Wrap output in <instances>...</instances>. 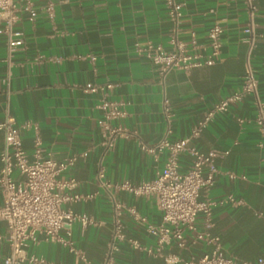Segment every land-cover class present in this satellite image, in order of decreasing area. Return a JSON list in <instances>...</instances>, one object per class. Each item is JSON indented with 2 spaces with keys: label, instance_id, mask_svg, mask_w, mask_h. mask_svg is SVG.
<instances>
[{
  "label": "crops",
  "instance_id": "obj_1",
  "mask_svg": "<svg viewBox=\"0 0 264 264\" xmlns=\"http://www.w3.org/2000/svg\"><path fill=\"white\" fill-rule=\"evenodd\" d=\"M45 1L33 0L32 14L20 11L12 30L21 43L10 56L4 24L0 23V121L7 107L14 126L20 128L22 146L29 157L35 136L40 139L41 155L57 160L75 156L61 176L75 178V192L97 193L64 203L93 219L86 226L74 223L71 231L73 245L82 250L85 260L41 232L35 242L28 241L26 252L43 257L47 264H99L106 252L113 215L108 193L96 178L99 163L104 165V178L110 183H137L155 177L165 153L157 157L147 154L139 141L152 144L162 138L172 141L186 137L214 102L238 88L246 53L240 40L246 15L239 0H183L178 37L189 41L193 32L196 42L206 43L207 31L217 21L223 27L221 51L213 64L174 68L162 78L144 48L148 41L165 49L171 47L173 23L164 0H51V16L43 8ZM255 3L260 26L252 63L258 93L264 101V0ZM87 82L96 84L97 89L84 90ZM102 99L121 101L124 110L120 118L111 121L121 126L122 133L108 149L103 144V126L98 122L103 116L98 106ZM254 113L253 96L247 94L215 114L189 140L201 151H228L215 159L214 183L208 195L217 201L231 194L242 203L213 205L211 231L220 236L224 253L238 261H255L264 254V148L257 144L261 136L256 125L237 120H250ZM2 144L0 130V149ZM178 162L185 169L190 157L181 154ZM229 172L236 176L230 177ZM115 196L124 207L133 206L150 222L160 221L152 194L121 189ZM200 219L198 215L199 228ZM121 221L126 237L155 243L125 208ZM5 232L6 223L0 219V264L8 253ZM185 234L192 239L190 231ZM208 250L209 246L200 241L187 248L172 242L165 246L164 254L188 258ZM113 264L181 261L168 262L122 241Z\"/></svg>",
  "mask_w": 264,
  "mask_h": 264
},
{
  "label": "built area",
  "instance_id": "obj_2",
  "mask_svg": "<svg viewBox=\"0 0 264 264\" xmlns=\"http://www.w3.org/2000/svg\"><path fill=\"white\" fill-rule=\"evenodd\" d=\"M239 1L246 15L240 37L241 42L246 46V53L238 88L214 102L205 111L203 118L191 127L186 137L172 141L162 138L152 144L139 141L141 149L147 154L157 157L160 152L165 153L163 166L156 172L153 179L137 183L127 180L110 183L104 178V165L99 163L96 178L99 186L108 193L113 214L106 252L99 264H113L114 253L122 241H127L134 249L162 256L168 262L180 260L181 264H264V254L255 261H238L234 256L226 255L220 236L211 231L213 205L224 202L242 203L241 199L234 198L231 194L217 201L212 200L208 195L214 183L215 159L228 151L215 149L201 151L189 143L192 137L197 136L207 126L215 114L226 111L230 104L251 94L255 107L253 117L250 120L237 117V120L240 123L252 121L256 125L261 136L257 144L264 148V101L258 93V80L252 63V52L259 35L258 10L255 0ZM164 3L168 17L173 23V31L169 37L171 47L165 49L161 44L148 41L144 48L150 61L158 66L162 78L174 68L189 69L213 64L221 51L222 25L217 21L211 24L207 31L206 43L196 42L193 32L189 41L181 40L178 37V24L184 2L183 0H164ZM43 8L49 16L52 15L51 0H46ZM22 10L32 14L33 0H0V23L4 24V31L7 34L8 56L21 43L18 33L12 30V26L19 19ZM108 86L110 84H107ZM97 87L96 84L87 82L83 88L95 90ZM122 104L121 101L107 99H102L98 104L103 110V116L98 122L103 126V144L106 149L113 146L117 136L122 133L118 123H111L124 114ZM164 112L168 116L167 106L164 107ZM0 130L3 131V144L0 149L2 198L0 219L6 223L4 238L8 244V253L3 258V263L46 262L43 257L26 252L28 241L35 242L38 232L43 233L46 239L60 242L79 259L85 260L82 250L73 245L71 231L74 223L79 222L81 226H86L92 223L93 219L84 212H76L70 207H65L64 203L90 198L97 191L75 192L72 190L76 184L75 178L61 176V173L73 164L76 157L68 156L57 160L51 156L41 155L38 136L34 137V149L32 157H29L22 146L20 128L14 126V118L7 107L0 121ZM181 154H187L190 157V163L185 169H181L178 162ZM228 175L236 176L233 172H229ZM121 189L135 194H152L161 214L160 221L150 222L133 206L124 207L115 196V192ZM123 208L148 235L155 238L153 245L125 236L121 221ZM198 215L201 217L200 228L196 224ZM187 231L192 233L191 240L185 234ZM199 241L209 246V250L199 257L178 258L164 254L165 246L172 242L179 247L187 248L192 242Z\"/></svg>",
  "mask_w": 264,
  "mask_h": 264
}]
</instances>
